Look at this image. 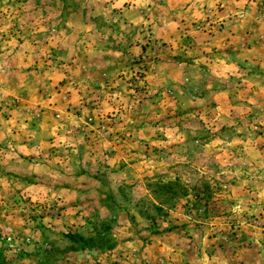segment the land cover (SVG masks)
I'll use <instances>...</instances> for the list:
<instances>
[{
	"label": "rangeland",
	"instance_id": "374dc122",
	"mask_svg": "<svg viewBox=\"0 0 264 264\" xmlns=\"http://www.w3.org/2000/svg\"><path fill=\"white\" fill-rule=\"evenodd\" d=\"M0 264H264V0H0Z\"/></svg>",
	"mask_w": 264,
	"mask_h": 264
}]
</instances>
